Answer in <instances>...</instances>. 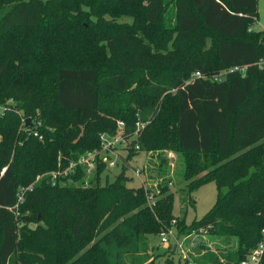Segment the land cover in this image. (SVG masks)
I'll return each instance as SVG.
<instances>
[{
  "label": "trees",
  "instance_id": "trees-1",
  "mask_svg": "<svg viewBox=\"0 0 264 264\" xmlns=\"http://www.w3.org/2000/svg\"><path fill=\"white\" fill-rule=\"evenodd\" d=\"M12 1L0 0V6ZM170 5L173 23L165 16ZM258 16L259 0H14L0 17L1 38L8 29L23 36L37 28L35 35L49 39L61 31L68 36L61 40L64 47L85 56L78 65L64 62L66 54L58 57L53 99L26 89L31 98L23 102L27 117L35 118L46 106L68 116L56 131L42 129L43 140L26 137L15 154L0 141V264H21L26 248L44 264H114L95 239L122 218L121 224L131 222L138 243L140 234L167 232L176 219L174 194L164 186L152 212L144 189L125 185V164L109 189L43 181L19 199L20 186L57 169L59 152L61 166L67 167L79 156L72 146L99 148L100 133H114L120 120L134 134L145 107L155 115L134 143L143 150L175 147L184 153L185 177H196L189 183L190 194L212 181L220 190L209 212L187 227L234 239L236 248L195 264H225L220 257L226 264L245 259L264 229V69L257 64L264 58V30H254ZM2 45L0 58L6 57ZM15 53L10 50L0 63V77ZM15 62L24 72L21 60ZM233 67L245 71H231ZM196 72L204 77L192 78ZM219 73L221 79L214 80ZM21 85L12 86L17 100L27 99ZM103 92L108 95L105 103ZM168 101L175 102L173 108ZM0 134L6 135L1 126ZM81 169L71 174L73 180ZM27 206L42 213L38 222L48 228L28 230ZM113 232L120 239V227ZM107 235L102 239L108 241Z\"/></svg>",
  "mask_w": 264,
  "mask_h": 264
},
{
  "label": "rangeland",
  "instance_id": "rangeland-1",
  "mask_svg": "<svg viewBox=\"0 0 264 264\" xmlns=\"http://www.w3.org/2000/svg\"><path fill=\"white\" fill-rule=\"evenodd\" d=\"M13 3L14 0L10 4L0 6V17ZM173 12L174 8L170 5L165 12L168 23H173V18L170 19L173 16ZM60 20H62V17ZM53 21L50 20L48 23ZM94 21H97V18H94ZM38 30L37 28H32L22 36L21 33L16 32L15 34L13 30L8 29L5 36L0 37V43L2 42L3 44L2 49L5 51L4 55L6 56L0 58V63L8 58L7 55L10 50H15L19 54L15 53V60L9 62V70L3 77H0V126L6 131V135L0 134V141L4 142L5 140L6 144H10L14 154L17 151V147L21 146L26 140V137L33 134L43 140L44 134L40 132L42 129L43 131L54 132L60 126L63 116L68 119V116L61 113L56 107L50 108L47 106L44 107L43 113L38 114L35 118L27 117L24 109L25 103L23 102L25 100L31 102V98L27 97L26 89L28 87L37 89L40 92L39 94H49L51 99H53L55 75L59 66L57 64L58 57L61 54H66L62 56L64 62L68 61L67 63L71 65H78L85 56L84 54L72 55V51L64 47L61 40H67L68 36L66 35L65 38V33L55 31L49 39L47 35L44 37L35 35ZM254 30H264V0H259V16L254 24ZM60 43L62 45H59ZM17 44L22 47L17 49ZM24 48L26 49L24 50ZM98 53L103 56L104 50L98 48ZM18 59L21 60L24 72L19 71L20 68L16 66L15 61ZM107 66L108 64L105 61L103 68L102 65L100 67L101 71L105 72ZM25 72L27 77H25L26 74H20ZM216 76L221 75L220 73L214 74V77ZM24 78H28V81L24 82L21 80ZM15 84H22V88L25 89L23 97L27 99H15V92L12 89ZM37 91L34 94L35 96L38 95ZM106 98H108V95L103 92L102 103H105ZM119 104L123 105V100H119ZM168 104L173 108L175 102L168 101ZM105 106L108 107V103ZM155 112L157 113V111ZM153 115H155L153 108H142L138 113L139 121L141 120V122L147 124ZM27 118H31L33 127L26 126ZM104 134H107L108 142L112 141L115 143L114 136L121 134L124 138L122 142H117L107 148L105 146L106 140L103 139ZM137 138L138 136L128 132L125 127H122L117 122V128L114 133H100L101 145L99 148L84 149L80 146H72L71 150L75 149L79 156L76 161L71 162L67 167L61 166L62 154L59 152L57 169L39 173L28 186H20L21 195L19 199L21 200L25 196L28 187L39 186L43 181L51 185L59 183L60 185L73 186L78 189L92 185L109 189L113 187V182L116 181L125 164L129 167L126 172L127 180L124 181L125 185L128 188L137 190L143 188L146 193L145 204L152 212L156 211L157 202L164 194L162 188L168 186V191L174 194V214L176 219L173 220L172 226L166 232V237L169 239L170 244L162 241L163 233H150L146 236L140 234L141 242L139 241L138 243L131 222L128 221L121 224L124 218L104 229L95 240L99 241L101 247L108 251L114 264H195L204 256L210 254L220 256L221 250L235 249L236 242L234 239L215 236L204 231L198 233L187 227L195 219H202L214 206L220 192L217 183L212 181L204 184L190 194L189 183L196 177L186 179L185 168L187 162L184 153L175 147L156 148L154 150H143L140 147L138 149L134 143ZM105 158H109L111 162L115 161L116 165L111 167L110 162H106ZM104 164L106 165L104 166ZM79 167L82 168L81 176L77 180H73L71 174L76 173ZM222 191L224 192L225 188ZM52 210L54 211V209ZM24 213L29 215L31 219L28 230H35L40 227L48 228L45 222H38V217H42V213L36 207L30 208L27 206ZM115 226L120 227V239H115L114 237L113 227ZM106 233H108V241L102 239L103 234ZM119 252H121V257L118 259L117 255ZM21 254L24 255L19 257L21 264H44L41 258L36 257L32 248H26ZM57 254L59 253H55V255ZM220 261L226 264L223 257H220ZM49 264H52V262L50 261Z\"/></svg>",
  "mask_w": 264,
  "mask_h": 264
},
{
  "label": "built area",
  "instance_id": "built-area-1",
  "mask_svg": "<svg viewBox=\"0 0 264 264\" xmlns=\"http://www.w3.org/2000/svg\"><path fill=\"white\" fill-rule=\"evenodd\" d=\"M258 64V66L261 68V69H264V58H261L260 60H259V62L257 63ZM236 70H239V71H241V72H244L245 71V68H243V67H233V68H231V71H236ZM200 77H204L202 74H201V72H196L193 76H192V78H200ZM221 79V77L220 76H216V77H214V80H220ZM118 123H119V125H121L122 127H126V125H125V122L124 121H118ZM145 126V123H143V122H141V120L140 121H138V123H137V129H136V131L134 132V134L136 135V136H138V134H139V131L143 128ZM107 134H104V136H103V139L104 140H106V142H108V138H107V136H106ZM114 140H115V143H117V142H122L123 141V138H124V136H122V134L121 135H119V136H114ZM105 142V141H104ZM106 142H105V146L107 147V148H110V146H112V145H114L115 143H113L112 141L111 142H108L107 144H106ZM136 148H140V146L139 145H137L136 146ZM106 159V162H110V166L111 167H114L115 165H116V162L115 161H110L109 160V158H105ZM138 173H139V171H137ZM33 189V186H30V187H28L27 188V190H32ZM166 235H167V233L165 232V233H163V239H162V241L164 242V243H169L170 244V241H169V239L166 237ZM263 257H264V229H263V231H262V239H261V241L258 243V245L247 255V257L245 258V259H243L239 264H262V259H263Z\"/></svg>",
  "mask_w": 264,
  "mask_h": 264
},
{
  "label": "water",
  "instance_id": "water-1",
  "mask_svg": "<svg viewBox=\"0 0 264 264\" xmlns=\"http://www.w3.org/2000/svg\"><path fill=\"white\" fill-rule=\"evenodd\" d=\"M26 126L27 127H33V123H32L31 118H27V120H26Z\"/></svg>",
  "mask_w": 264,
  "mask_h": 264
}]
</instances>
